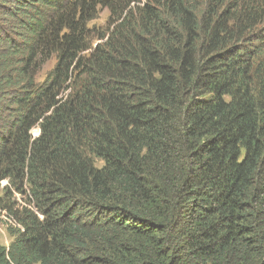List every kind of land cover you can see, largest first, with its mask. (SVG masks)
<instances>
[{"label": "trees", "instance_id": "16d2710c", "mask_svg": "<svg viewBox=\"0 0 264 264\" xmlns=\"http://www.w3.org/2000/svg\"><path fill=\"white\" fill-rule=\"evenodd\" d=\"M3 182L0 264H264V0H0Z\"/></svg>", "mask_w": 264, "mask_h": 264}, {"label": "rangeland", "instance_id": "374dc122", "mask_svg": "<svg viewBox=\"0 0 264 264\" xmlns=\"http://www.w3.org/2000/svg\"><path fill=\"white\" fill-rule=\"evenodd\" d=\"M108 18V12H104L102 13L100 19L96 22V24L98 26H104L106 23V20ZM38 130H35L33 132V136L35 138H37L39 136L38 134ZM4 183V184H3ZM2 184H0V198L3 197V192H2V188L6 185V182H3ZM16 201L21 202V199L19 197H16ZM0 220H2L3 222L0 223V242L3 246H9L12 242V239L9 235V230L8 227L10 226V224L6 223L7 219L5 217V214H2V217L0 218ZM5 222V223H4ZM11 224H13L12 222H10ZM8 224V225H7ZM14 225V224H13Z\"/></svg>", "mask_w": 264, "mask_h": 264}, {"label": "clouds", "instance_id": "9594fccd", "mask_svg": "<svg viewBox=\"0 0 264 264\" xmlns=\"http://www.w3.org/2000/svg\"><path fill=\"white\" fill-rule=\"evenodd\" d=\"M39 132V131H38ZM39 134V133H38ZM4 184V183H3Z\"/></svg>", "mask_w": 264, "mask_h": 264}]
</instances>
